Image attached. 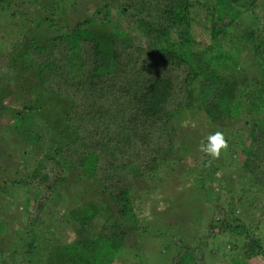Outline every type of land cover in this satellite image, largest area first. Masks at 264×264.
<instances>
[{
	"label": "trees",
	"instance_id": "obj_1",
	"mask_svg": "<svg viewBox=\"0 0 264 264\" xmlns=\"http://www.w3.org/2000/svg\"><path fill=\"white\" fill-rule=\"evenodd\" d=\"M48 1L37 0L40 7L34 0H0V38L13 36L0 41V62L6 60L0 63V132L11 130L15 138L23 136L20 147H30L29 157L14 169L19 177L3 179L0 173V200L9 187L25 189L24 210L31 219L27 233L17 239L20 246L9 241L12 254L18 257L19 247L28 253L36 239L44 241L35 232V220L62 189L75 197L73 170H78L77 179L86 180L85 194L92 187L90 194L99 195L105 206L103 194L114 204L95 236L101 248L109 242L116 249L114 238L123 235L118 224L131 207L126 173L134 180L152 172L174 148L171 121L184 118L193 125L198 111L209 134L221 132L229 145L238 147L237 155L239 140L242 159L235 156L237 169L247 172L264 194V11L255 12L258 0H96L97 6L85 9L86 16L75 22L62 17L64 10L71 14L89 6L85 0L52 4L51 15L44 13ZM196 18L210 41H199L191 33ZM190 44L196 49L187 50ZM243 51L249 57H242ZM11 96L20 108L8 106ZM55 98L68 103L66 126L53 131L52 122L43 120L46 137L54 144L51 152L33 161L43 135L34 124ZM24 123L26 131L21 129ZM65 130L70 138L55 142ZM77 208L54 213L56 219L50 217L45 226L40 222L48 239L45 248L59 246L66 232L54 228L73 230L89 223L87 204ZM219 221L218 232H237L241 252L236 264H264V243L255 233L258 223L247 227L232 211ZM2 229L0 222V234ZM102 262L99 257L92 264ZM172 264H202V256L183 250Z\"/></svg>",
	"mask_w": 264,
	"mask_h": 264
},
{
	"label": "rangeland",
	"instance_id": "obj_2",
	"mask_svg": "<svg viewBox=\"0 0 264 264\" xmlns=\"http://www.w3.org/2000/svg\"><path fill=\"white\" fill-rule=\"evenodd\" d=\"M17 1L20 3V0ZM36 1L34 0L36 5L42 7V4ZM85 1L89 6H82V9L77 8L71 14L67 8L62 17H66L68 22H75L76 19L85 17V9H90L91 5H95L96 0ZM91 1L95 3L92 4ZM107 1L97 0V3L104 4ZM263 2L264 0H258L255 6V12L258 14L264 11L261 6ZM67 3L68 0H50L48 5L43 6L44 13L51 15L50 6L52 4L58 6ZM100 3L98 7H101ZM104 28L109 29L108 25ZM192 30L194 31L191 33L195 32L193 35L199 41L201 39L203 42L210 41L209 32L197 18L192 22ZM47 32L44 31V33ZM12 37L0 38V41L7 42ZM196 47L195 44L186 46L187 50L196 49ZM224 47V50L229 53L227 47ZM248 55L245 51L241 52L242 57H249ZM5 62L3 58L0 63ZM6 102L8 106L21 107L20 101L12 96L6 99ZM67 105L65 99L55 98L43 109L42 117H39V119L42 118L40 122H35V124L30 122L40 131V134L43 132L40 141L36 142L37 150L36 156L32 158L33 161L38 155L46 151L51 152V146L54 144L46 137L43 120L49 119L52 122L53 131H56L57 127H65L66 123L63 118ZM4 114H7L6 111ZM192 119L193 125L188 122L191 120L185 121L184 118L171 121L176 128L175 132L173 131L174 148L152 172L134 180L131 179V173H126V178L130 183L131 207L126 213L128 216L121 219L118 224V229L123 232V235L118 239L120 234H116L117 237L114 238V242L118 245L116 249L108 247L109 242L101 248L102 242H99L95 236L109 213L114 212V204L108 201L106 194H103L109 210L105 209L106 206L100 200L101 197L90 194L94 189L92 187L88 188V193L85 194L86 180L77 179L78 170H73L71 175L74 176L70 177L73 182L70 187L74 190L75 197L62 189L63 194L58 196L53 204H49V210L41 213L37 221L35 220V224L39 226L35 232L39 237L43 236L44 241L38 242L36 239V243L33 242V248L28 253L24 252V248L19 247L18 257L15 253H11L9 241L15 240L16 244L19 236L27 233L26 222L31 220L30 214L24 210V197L27 194L23 188L9 187L8 191L1 195L0 222L3 229L0 234V249L5 256L0 257V264H92L99 257L103 259L101 264H172L183 250L194 252L196 255L201 254L202 264H236L235 260L240 259L239 253L241 252L240 249L238 250L240 240H238L236 230L218 232V227L221 226L219 220L226 211H232L240 219H245L247 227L258 223L259 227L255 233L264 243V194L250 179V176H247V172L237 169L238 161L235 156L242 159L239 140H237L238 155L236 154L238 147L229 145L225 141L219 154L211 156L203 151V146L207 143L205 136L210 132L202 111H198ZM25 128H29L26 123L21 126V129ZM4 130L5 132H0V173L3 179L17 178L20 173H14L16 164L29 157L27 149L30 147H20V144L25 143L24 140L22 141L23 136L20 140L19 135L15 138L11 130ZM65 131L56 138L55 142H59L61 137L70 138V133ZM10 143H14V149L9 148ZM4 146L8 150H5ZM31 163L28 162L30 166H32ZM83 203L89 207L88 213H92L89 223L87 222L84 228L78 226V229L73 230H68L67 226L64 230L59 227L54 228L55 232H66L62 233L59 246L51 243L50 245L54 247L45 248L48 239L45 237L44 228L40 226V222L44 221L45 226L51 219L50 217L56 219L52 216L55 215L54 213L62 214L67 207L72 213L73 209L78 210L77 207H81ZM101 203L104 206L99 207V210L98 206ZM6 205L9 206L8 210L4 208ZM28 206L29 209L32 208L33 200ZM77 218L83 220L80 216ZM56 224L59 226L57 221ZM12 255L14 258H11ZM78 257L85 258L87 261L80 260ZM254 264L261 263L255 262Z\"/></svg>",
	"mask_w": 264,
	"mask_h": 264
},
{
	"label": "clouds",
	"instance_id": "obj_3",
	"mask_svg": "<svg viewBox=\"0 0 264 264\" xmlns=\"http://www.w3.org/2000/svg\"><path fill=\"white\" fill-rule=\"evenodd\" d=\"M225 145V140L221 132L217 131L207 136V143L203 146V151L211 156H217L220 149Z\"/></svg>",
	"mask_w": 264,
	"mask_h": 264
}]
</instances>
